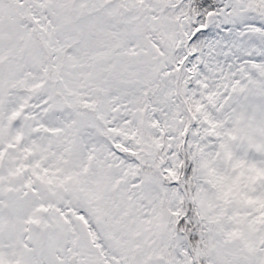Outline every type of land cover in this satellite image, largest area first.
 Masks as SVG:
<instances>
[{
    "label": "snow or ice",
    "instance_id": "6c2138e0",
    "mask_svg": "<svg viewBox=\"0 0 264 264\" xmlns=\"http://www.w3.org/2000/svg\"><path fill=\"white\" fill-rule=\"evenodd\" d=\"M0 264H264V0H0Z\"/></svg>",
    "mask_w": 264,
    "mask_h": 264
}]
</instances>
